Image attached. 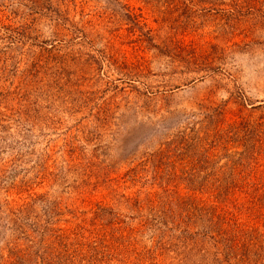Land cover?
<instances>
[{"label":"rangeland","instance_id":"rangeland-1","mask_svg":"<svg viewBox=\"0 0 264 264\" xmlns=\"http://www.w3.org/2000/svg\"><path fill=\"white\" fill-rule=\"evenodd\" d=\"M0 264H264V0H0Z\"/></svg>","mask_w":264,"mask_h":264},{"label":"trees","instance_id":"trees-1","mask_svg":"<svg viewBox=\"0 0 264 264\" xmlns=\"http://www.w3.org/2000/svg\"><path fill=\"white\" fill-rule=\"evenodd\" d=\"M212 240H214V237H210ZM227 241H229V239L227 240L226 239V243H227ZM218 243H221V244H223L222 243V241H220V240H218ZM215 247H216V245H215ZM227 249V252H225L224 254H225V258H229V256H230V254L231 253H234L235 252V245H233V243H229L226 247H225V250Z\"/></svg>","mask_w":264,"mask_h":264}]
</instances>
